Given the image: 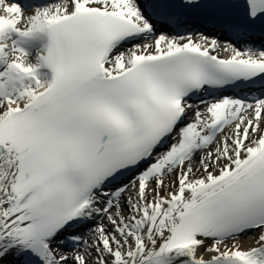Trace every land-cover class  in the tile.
I'll return each instance as SVG.
<instances>
[{"label":"snow or ice","instance_id":"6c2138e0","mask_svg":"<svg viewBox=\"0 0 264 264\" xmlns=\"http://www.w3.org/2000/svg\"><path fill=\"white\" fill-rule=\"evenodd\" d=\"M0 264H264V0H0Z\"/></svg>","mask_w":264,"mask_h":264},{"label":"bare ground","instance_id":"6f19581e","mask_svg":"<svg viewBox=\"0 0 264 264\" xmlns=\"http://www.w3.org/2000/svg\"><path fill=\"white\" fill-rule=\"evenodd\" d=\"M31 11H32V10H31V7H30V8H27L25 14H26V15H30V14H31ZM251 242H252V241L248 240L246 243H242V245H243L244 247H248V246L251 244Z\"/></svg>","mask_w":264,"mask_h":264},{"label":"rangeland","instance_id":"374dc122","mask_svg":"<svg viewBox=\"0 0 264 264\" xmlns=\"http://www.w3.org/2000/svg\"><path fill=\"white\" fill-rule=\"evenodd\" d=\"M248 240L251 241V237H250V236H242V237L240 238V243H241V244H242V243H246Z\"/></svg>","mask_w":264,"mask_h":264}]
</instances>
